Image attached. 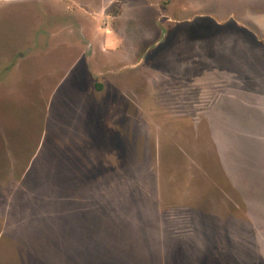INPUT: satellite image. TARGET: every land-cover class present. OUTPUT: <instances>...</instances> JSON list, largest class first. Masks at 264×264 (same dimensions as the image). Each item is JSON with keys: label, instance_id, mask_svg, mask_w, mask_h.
<instances>
[{"label": "rangeland", "instance_id": "obj_1", "mask_svg": "<svg viewBox=\"0 0 264 264\" xmlns=\"http://www.w3.org/2000/svg\"><path fill=\"white\" fill-rule=\"evenodd\" d=\"M245 10L264 0H0V264H264Z\"/></svg>", "mask_w": 264, "mask_h": 264}, {"label": "crops", "instance_id": "obj_2", "mask_svg": "<svg viewBox=\"0 0 264 264\" xmlns=\"http://www.w3.org/2000/svg\"><path fill=\"white\" fill-rule=\"evenodd\" d=\"M253 1L260 2V0H249L250 3ZM235 13L231 10H226L223 13V17H231L234 16ZM238 23L244 27L243 29L246 31L247 36H249L251 40H253L258 50H264V17L257 16L253 12L238 11Z\"/></svg>", "mask_w": 264, "mask_h": 264}]
</instances>
